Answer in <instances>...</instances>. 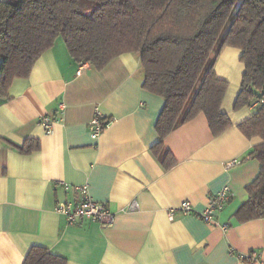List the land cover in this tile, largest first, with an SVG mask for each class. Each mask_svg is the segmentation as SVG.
Masks as SVG:
<instances>
[{
  "label": "crops",
  "instance_id": "1",
  "mask_svg": "<svg viewBox=\"0 0 264 264\" xmlns=\"http://www.w3.org/2000/svg\"><path fill=\"white\" fill-rule=\"evenodd\" d=\"M240 55L224 47L213 67L227 83L221 111L230 127L213 136L200 113L170 132L157 156L164 101L143 89L139 55L121 54L97 70L72 59L57 38L0 98V264H22L33 246L66 264H247L243 258L253 253L254 264H264V218L235 216L259 173L249 154L261 143L238 129L257 109L254 102L235 108ZM96 111L111 122L93 139L88 123ZM42 116L55 121L51 134L39 124ZM26 140L38 149L21 152ZM165 151L175 161L168 169L160 159ZM62 183L87 185L90 198L114 213L112 224L67 225L55 211L67 198ZM223 187L231 197L215 225L179 213L168 219V209L183 201L202 211ZM131 201L137 207L127 211Z\"/></svg>",
  "mask_w": 264,
  "mask_h": 264
},
{
  "label": "trees",
  "instance_id": "2",
  "mask_svg": "<svg viewBox=\"0 0 264 264\" xmlns=\"http://www.w3.org/2000/svg\"><path fill=\"white\" fill-rule=\"evenodd\" d=\"M61 38L78 63L103 69L124 53L140 57L142 87L164 105L156 122L157 156L164 138L202 113L217 136L230 127L221 103L226 81L214 73L224 47L241 51L244 65L235 108L264 93V0H6L0 2V98L15 79L27 78L38 58ZM261 143L249 157L259 162L257 177L246 186L239 222L264 218V105L238 125ZM26 140L21 152L37 150ZM164 168L175 161L168 151ZM22 264H66L64 258L33 246Z\"/></svg>",
  "mask_w": 264,
  "mask_h": 264
},
{
  "label": "built area",
  "instance_id": "3",
  "mask_svg": "<svg viewBox=\"0 0 264 264\" xmlns=\"http://www.w3.org/2000/svg\"><path fill=\"white\" fill-rule=\"evenodd\" d=\"M256 107L264 105V93L254 101ZM62 107V105H59ZM54 120L47 116H42L39 124L43 127L46 134L53 131ZM110 119H103L98 111L88 123V130L93 139L99 138L103 130L110 124ZM231 165V164H230ZM66 191L67 198L65 201L58 202L55 211L63 216L67 225H72L82 220L98 223L101 227H109L114 220V213L103 204L93 201L89 196L88 186H70L62 183ZM231 193L228 187H223L216 195L210 197L207 206L200 212L193 209L188 201L181 202L177 207L168 209L167 217L170 221L175 218V214L192 215L201 219L208 225H215V214L221 211L229 201ZM137 207L135 201H131L126 210L131 211ZM247 264H254L258 257L256 254L248 255L243 258Z\"/></svg>",
  "mask_w": 264,
  "mask_h": 264
}]
</instances>
